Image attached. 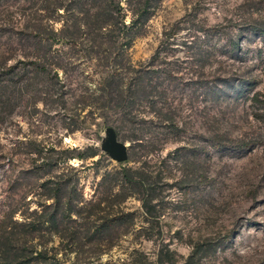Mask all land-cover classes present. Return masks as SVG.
<instances>
[{"label": "rangeland", "instance_id": "374dc122", "mask_svg": "<svg viewBox=\"0 0 264 264\" xmlns=\"http://www.w3.org/2000/svg\"><path fill=\"white\" fill-rule=\"evenodd\" d=\"M53 1L63 5L48 19L49 0H0L7 65L41 27L61 35L70 7L103 2ZM113 2L126 23L149 13L125 57L106 41L109 57L91 58L85 34L64 38L50 91L36 101L25 91L0 120V228L21 239L19 224L37 223L59 193L70 219L28 235L73 264H264V0ZM113 69L123 79L108 102L98 86ZM106 126L129 145L125 162L100 150Z\"/></svg>", "mask_w": 264, "mask_h": 264}, {"label": "trees", "instance_id": "16d2710c", "mask_svg": "<svg viewBox=\"0 0 264 264\" xmlns=\"http://www.w3.org/2000/svg\"><path fill=\"white\" fill-rule=\"evenodd\" d=\"M49 1L53 5V8L44 17L51 19V17H54V11L57 10L58 3L62 6L63 2ZM80 1L73 0L75 4H80ZM147 5H149L148 1L143 3V12ZM67 6L69 8L70 4H67ZM69 9L68 19L71 21V24L70 26L66 25L65 28L59 31L62 36L52 26L41 27L40 30L31 36L33 44L28 46L29 48L26 50L24 49L21 56L22 59H19L15 64L7 65V61L14 55L12 45H5L4 50L0 52L1 121L7 119L8 113L12 111L15 105L14 103L24 97L25 91L28 92L29 90L31 101L38 100L40 95L50 91L48 81L53 77L57 78L58 69L64 64L63 56L67 54L64 46H56L64 38L70 41V44L75 45L80 37L85 34L86 38L82 39V43L90 42V45L80 50L85 53L84 55L91 58L96 56L99 59L104 58L106 60L109 57L110 53H106V49L100 47L106 41L110 43L109 48L113 49V52L116 51L114 59L116 56L125 57L133 41L134 29H137L143 23L142 21H145L149 17V13L140 12L135 18L126 23L125 15L120 13V6L114 3L113 0L99 1V4L97 1H94V4L89 8L83 9L80 7V10L77 11L71 7ZM71 26L73 27L72 29L69 28ZM10 28L13 27L10 26ZM232 45L233 48H237V43L234 41ZM100 51L103 56H100ZM122 79L121 73L117 69L108 71L105 76H100L98 89L103 95H106V98H103V100L107 99L110 102L113 99L111 97L112 93L108 89H111L113 83L121 82ZM150 79V77L147 78V81ZM124 89L128 91V98H131L134 94V92H129L131 87L123 88L121 86V92ZM33 147L36 152H41L37 144H33ZM94 154H96L95 150L90 155ZM125 177V183L129 186L134 187L141 184V180H136L133 175H126ZM50 197L54 200V203L50 206L51 210L48 213H40L41 219L37 223L31 220L20 224L14 223V225L19 224L20 227H23L21 239L17 231H6V227L0 228L3 229L0 232V264H73L65 258L58 257L57 248L45 245L44 243H33L28 235L34 236L36 232L41 230L44 224H50L51 228L49 230L54 233L56 229L58 231L59 225H64L65 223V221L59 222V220L70 219L71 207L68 210L63 209L61 213L63 204L61 202V195L57 193ZM109 227L110 223L104 220L96 229L103 231V229ZM65 229L70 230L67 226H65ZM68 237L69 241L74 239L73 231H69ZM60 243L62 242L60 241ZM68 245L70 247L72 243L70 242ZM63 246L67 245L64 244Z\"/></svg>", "mask_w": 264, "mask_h": 264}, {"label": "water", "instance_id": "95a60500", "mask_svg": "<svg viewBox=\"0 0 264 264\" xmlns=\"http://www.w3.org/2000/svg\"><path fill=\"white\" fill-rule=\"evenodd\" d=\"M128 146V144L118 139L117 133L112 126L104 128L99 147L111 160L117 163L125 162L128 159Z\"/></svg>", "mask_w": 264, "mask_h": 264}]
</instances>
